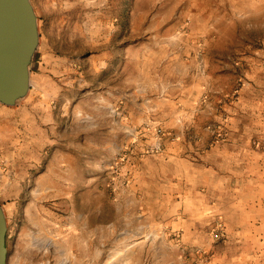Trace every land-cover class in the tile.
Returning <instances> with one entry per match:
<instances>
[{"label":"rangeland","instance_id":"rangeland-1","mask_svg":"<svg viewBox=\"0 0 264 264\" xmlns=\"http://www.w3.org/2000/svg\"><path fill=\"white\" fill-rule=\"evenodd\" d=\"M29 2L37 44L23 116L27 145L41 147L29 175L58 179V235L56 248L30 251L8 238L6 264H264V134L247 141L249 183L226 220L199 198L149 203V155L175 136L153 119L172 113L164 98L199 107L206 93L222 103L251 87L264 109V0ZM223 124L206 129L224 141Z\"/></svg>","mask_w":264,"mask_h":264},{"label":"crops","instance_id":"crops-1","mask_svg":"<svg viewBox=\"0 0 264 264\" xmlns=\"http://www.w3.org/2000/svg\"><path fill=\"white\" fill-rule=\"evenodd\" d=\"M30 86L29 82L28 94ZM254 91L252 93L251 87L247 91L243 89L236 100L226 102L227 94L222 103L216 101L221 96L206 93L207 99L199 107L189 103L183 105L182 99L162 100V106L172 103L174 109L171 114L162 111L153 119L162 124L164 131L175 136L163 137L162 148L149 155V203L154 198H161L160 201L167 204L190 203L193 198H199L212 205V212L227 219L231 204L249 183L246 170L248 172L251 153L247 141L264 134L261 130L264 109L257 104L262 90L255 88ZM28 94L12 105L0 102V207L7 222L6 240L19 235L23 251L34 250L44 242H49L50 246L55 244L56 248L58 235V215L52 211L57 208L58 179L38 171L29 175V169L40 166L34 157L41 155V147H38L39 153L34 147L30 149L31 144L28 146L26 142L24 107ZM207 113L212 114L206 118ZM225 113L228 118L223 124L221 117ZM30 119L33 130L40 133L41 123L36 122L34 116ZM211 121L226 127L224 141H219L206 129ZM59 156L67 168L73 170L74 157L69 153ZM28 178L35 181L34 189L25 187ZM30 194L34 199L26 198Z\"/></svg>","mask_w":264,"mask_h":264},{"label":"water","instance_id":"water-1","mask_svg":"<svg viewBox=\"0 0 264 264\" xmlns=\"http://www.w3.org/2000/svg\"><path fill=\"white\" fill-rule=\"evenodd\" d=\"M37 44L35 15L29 0H0V102L24 97L29 65ZM6 225L0 207V264H6Z\"/></svg>","mask_w":264,"mask_h":264},{"label":"built area","instance_id":"built-area-1","mask_svg":"<svg viewBox=\"0 0 264 264\" xmlns=\"http://www.w3.org/2000/svg\"><path fill=\"white\" fill-rule=\"evenodd\" d=\"M212 236H213V238H215V239L220 238V236H221V227H220L219 225L216 226V227L213 229V231H212Z\"/></svg>","mask_w":264,"mask_h":264}]
</instances>
